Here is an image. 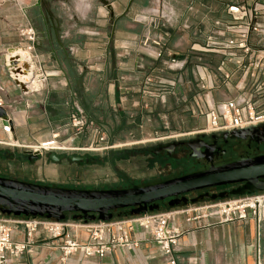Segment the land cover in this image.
Instances as JSON below:
<instances>
[{
    "label": "crops",
    "instance_id": "0c3cea01",
    "mask_svg": "<svg viewBox=\"0 0 264 264\" xmlns=\"http://www.w3.org/2000/svg\"><path fill=\"white\" fill-rule=\"evenodd\" d=\"M10 1L0 6V85L10 98L16 100L14 104L7 103L5 109L13 121L14 139L25 147L50 141V136L43 139L34 129L43 127L55 132L52 130L53 123L62 121V124H66L73 112L72 105L76 103L94 123L92 129L95 134L89 136L88 140L91 142L95 139L97 143L105 140L103 143L106 146L113 142L122 128L132 125L141 130L152 128L154 132L164 126L166 130L178 132L176 134H181L185 129L191 130L197 123H203L196 115L198 107L204 102V94L192 75L195 63L205 64L211 71L214 88L209 97L213 102L242 96L256 101V110L264 112V93L255 94L249 87L238 90L237 84L238 87H244L246 82L241 79V72L232 71L230 64L221 68L224 60L222 54L189 50L192 35L204 38L212 31L213 20H227L225 5L231 0H184L183 9L178 10L177 25L174 28L160 29L140 24L142 22L137 19L146 21L149 13L147 10L127 14L116 23L112 49L109 45L91 49L85 43H74L72 37L68 38L69 32L63 33L62 28H56L59 16L44 11L45 3L37 6V0H24L21 11L20 5ZM191 3L192 9L189 11ZM130 16H135V19ZM37 21L41 22L42 31L32 26L31 22ZM28 26L36 31L37 51L41 48V42H46L49 47L48 56L39 52L45 68L60 74L58 78L49 80L48 89L42 94H23V90L10 79L4 67L2 54L12 52L14 47L26 45L18 29ZM52 33L55 35L52 36ZM157 40L161 41V46L152 45V41ZM145 44L161 51L162 56H149ZM251 45L255 49L264 50V41L259 43L257 38L251 37ZM245 63L248 64L247 61ZM83 70L93 76H83ZM224 74L230 75L228 80L224 79ZM147 76H151L154 81L161 77L171 78L176 80V85L171 94L158 102L144 95V90L149 89L144 86ZM36 79L35 76L34 84L38 87ZM68 131L70 127L67 124L57 129L56 132L60 134L66 132L61 141L68 137ZM2 139L8 140V137L0 128ZM37 139L43 140L39 143ZM79 142L75 143L76 146L71 142L69 144L72 149L84 148L83 143ZM186 207L165 211H178ZM174 223L181 231L173 252L176 264H264V220L258 226V240L254 221L202 226L203 221L189 223L185 221L184 215H178ZM13 240L25 241L23 232L17 230ZM34 249L31 257L26 256L22 260L30 263L39 250L40 258L48 264H56L59 252L47 249L43 237L38 239ZM83 261V264H167L166 258L151 241L142 242L132 252L118 249L112 256ZM79 263V256L71 259V264Z\"/></svg>",
    "mask_w": 264,
    "mask_h": 264
},
{
    "label": "built area",
    "instance_id": "2783aa9c",
    "mask_svg": "<svg viewBox=\"0 0 264 264\" xmlns=\"http://www.w3.org/2000/svg\"><path fill=\"white\" fill-rule=\"evenodd\" d=\"M14 1L19 5L21 3V0ZM191 9L192 3L188 6V10ZM20 10L23 11V8ZM225 13L227 20H213L212 31L207 36L198 38L194 34L190 37L189 50L222 54L224 60L221 62V68L225 64H230L234 73L241 72V79L246 82V85L253 87L255 94L264 93V50L255 49L251 45V37L257 38L259 43L264 41V0H231L225 5ZM152 23L154 24L155 20ZM18 34L26 45L17 46L15 50L23 49L27 52L30 59L28 64L32 67L39 83L35 90H28L23 94H41L45 90L47 79L52 74L45 71L42 61L36 54L34 48L37 39L36 32L28 26L21 28ZM152 45L157 47L162 43L157 40L152 41ZM148 54L153 58L162 56L161 51L156 50H149ZM2 56L4 67L10 79L15 82L9 67L17 63V60H13L14 57L11 58L8 52L3 53ZM246 58L254 60H245ZM193 69L197 86L204 94V102L198 107L196 113L197 117L202 119L203 126L193 135H209L264 125V113L256 112V101L238 96L213 102L209 97L210 91L214 88L209 67L195 63ZM223 77L228 80L230 75L224 74ZM175 85L176 80L171 78L161 77L154 81L151 76H147L144 86L153 89L144 90V95L163 99L164 96L172 93ZM238 85L236 86L238 90L246 87V85L244 87H238ZM224 86L227 88L226 84ZM15 102L16 100L10 98L0 85V107L5 108L7 103L10 105ZM26 104L29 106L28 103ZM9 120L12 126L9 122L2 124V119H0V128L7 137L11 135L8 140L16 142L13 136V121L11 118ZM80 120L78 113L71 115L70 125L77 134H81L88 126H94L86 115H84L83 122ZM52 141L53 144H58L55 139ZM43 144L38 149L82 151V149H70L59 145L57 149H54L52 145L46 149ZM36 148L31 147V150L40 153ZM113 148L111 144L106 147V149ZM178 215H184L185 221L189 223L203 221L202 226L222 225L233 221H254L258 240V226L264 220V192L189 205L178 211L121 216L109 221L65 219L57 222L44 217H15L0 213V264H48L45 259L39 257V250L35 253L34 259L36 260L32 259L30 263L22 260L34 254L35 244L41 237L45 240L47 249L59 252L56 264H71L74 256H79V264H83V260L86 259L112 256L118 249L132 252L144 241L155 243L160 253L166 258L167 264H176L173 252L181 234L180 228L174 223ZM17 230L23 232L25 241L15 242L13 240V235ZM256 251L258 253V247Z\"/></svg>",
    "mask_w": 264,
    "mask_h": 264
},
{
    "label": "rangeland",
    "instance_id": "374dc122",
    "mask_svg": "<svg viewBox=\"0 0 264 264\" xmlns=\"http://www.w3.org/2000/svg\"><path fill=\"white\" fill-rule=\"evenodd\" d=\"M10 0H0V6H2L5 2ZM44 6L43 10L47 9L50 13H53V16L57 17L58 25L62 28L63 33L69 32L68 38L71 39L74 43H84L87 46H91L92 48H97L99 45L104 47L108 45L109 34H110V27L112 18L110 17V12L107 10L105 6H103L98 0H43ZM111 3L114 16H119L124 12V9L127 7V4L130 0H108ZM113 1V2H111ZM14 4L19 5L14 0H11ZM20 6L23 8L24 0L20 1ZM184 0H134L131 4L129 12L127 14L133 15V12L138 10H147L149 11L148 17L146 21L144 19L138 18L140 24L153 26L154 28H167L177 25L178 19V10L183 9ZM18 7V6H17ZM90 16V17H88ZM147 16V15H146ZM135 19V16H130ZM153 20L155 23L153 24ZM148 22V23H146ZM32 26L37 27L39 30L42 31V24L41 22L32 23ZM19 31V29H18ZM36 32V31H35ZM53 34V33H52ZM64 35V34H62ZM53 36V35H52ZM60 36V35H59ZM65 36V35H64ZM61 37V36H60ZM66 38V37H65ZM69 39V40H70ZM40 43V50L39 52L41 55H49L48 49L49 47L46 45V42ZM36 45V43H35ZM36 54L40 59V53L37 51L36 46L34 47ZM12 48L11 50H14ZM149 50H154L149 45L146 47V52L148 54ZM155 51V50H154ZM97 53V51H96ZM86 53H83L85 56ZM149 55V54H148ZM97 56V54H96ZM46 58V56H44ZM45 63V62H44ZM43 63V66L45 65ZM98 67V66H95ZM10 74L11 73V65L9 67ZM46 72L51 73L47 79V84L45 87L46 91L48 89V83L51 79H56L60 75L59 72L56 70L49 71L43 67ZM193 77L196 82V76L194 75V69L192 66ZM83 76H87L90 78L93 76L90 72L83 70ZM14 78V77H13ZM249 87L253 90V87L250 85H246V88ZM153 88H149L152 90ZM148 90V91H149ZM43 91V92H44ZM42 92V93H43ZM41 93V94H42ZM156 99L158 102L162 100L161 98H152ZM252 100V99H251ZM253 101V100H252ZM72 114L78 113L81 117L82 122L84 121L85 111L79 104L72 105ZM257 113H261L262 111L256 110ZM264 113V112H262ZM71 115L67 119V126L70 127V131H68V137L65 140L61 141V138L65 136L66 132L60 134L57 129H61V127L65 126L66 124H62L61 122H54L53 124V131L50 128H43L39 127L34 129L39 133V135L47 138L50 136V141L45 142L43 145L46 149L49 148L50 145L56 147H65L70 148V144L76 146L75 143L82 142L84 148L82 151L76 150H42L38 149L41 144H35L32 147H37L36 150L40 151L41 158L37 160L27 161L24 159H18L13 156H1V153L4 154H12V155H21L24 151H32L31 147H25L23 144L18 143V141L14 142L12 140H0V177L9 178L18 181H27V182H34L43 185H52V186H63V187H71V188H84V189H106V188H119L124 183L120 180V178L115 174L114 170L122 173L128 180L132 183L134 182H146L150 180H156L158 178L167 177L172 173H177L182 171V168H178L176 171H168L167 169H159L157 166H153L151 163L148 162L150 160L151 155H138V156H128L127 158L116 159L114 163V170L110 167L109 162L107 160V155L111 151H119L124 149H134L139 148L142 146H147L154 144L156 142H163L166 140H176L181 138H187L188 136H192L195 131L199 130L200 127L203 126V123H200L195 126V128L189 130L185 129L181 134H176L178 132H174L172 130H166L163 128H157L156 131L152 128H146L141 130L136 125H132L129 128L125 127L117 133L115 139L111 143L114 146L113 149H105L106 144L103 143L104 141L94 142L93 139L91 142L88 140L89 136L95 134L92 127H86L81 134H77L76 130L71 127ZM113 119V118H112ZM80 120V121H81ZM61 132V130H59ZM172 131V132H171ZM190 131V133H189ZM33 132V130H32ZM157 133V134H155ZM23 135V134H22ZM57 135V137H53ZM84 135L82 139H78V137ZM14 136V135H13ZM11 138V135L8 136ZM42 139V140H43ZM58 144H53L54 140ZM41 139H37L40 143L42 142ZM79 140V141H78ZM103 140V139H102ZM64 141H68L67 143ZM71 142V143H70ZM79 142V143H80ZM64 143V144H62ZM70 143V144H69ZM59 145V146H57ZM54 151L56 153L64 152L66 154L72 153H85L88 154L91 158H93V162L87 163H72L68 161H61V162H51L47 159L46 155L48 152ZM222 188H218L216 192L221 191ZM188 198H193L189 196ZM231 197H228L229 199ZM225 200V199H223ZM220 201V200H217ZM200 204V203H198ZM194 204V205H198ZM191 204H188L189 206ZM168 208L161 207L157 212H164ZM125 216V215H124ZM121 217V216H120ZM67 219H72L70 216Z\"/></svg>",
    "mask_w": 264,
    "mask_h": 264
},
{
    "label": "water",
    "instance_id": "95a60500",
    "mask_svg": "<svg viewBox=\"0 0 264 264\" xmlns=\"http://www.w3.org/2000/svg\"><path fill=\"white\" fill-rule=\"evenodd\" d=\"M98 1L107 8L112 18L108 40V47L112 49L116 23L127 15L134 0L129 1L124 12L119 16H114L108 0ZM41 4H44V1L37 0L36 5ZM15 83L23 90V93L28 92L29 89L25 84L16 80ZM0 119H2V124L9 122L12 126L7 111L3 107H0ZM255 134H258L257 142L264 143V125L209 135L195 134V137L210 140L230 137L234 140H242ZM174 143L176 142L167 145L159 144L157 150L165 149L166 146ZM246 150L248 151L246 155L207 162L184 174H172L156 180L134 182L119 188H71L0 177V213L15 217H44L57 222L69 216L73 220L109 221L124 215L138 216L157 212L161 207L171 209L188 204L194 205L228 197L262 193L264 192V149ZM126 151L128 150L111 151L109 159L123 155ZM154 152L157 151L154 150ZM23 155H25L23 159L26 160L41 158L38 152L24 151ZM190 156L194 157L191 154ZM46 157L51 162L67 159L73 163L86 161L88 154H58L51 151ZM19 158L22 159L21 156ZM227 186L233 188L212 193L208 191ZM191 193L198 194L188 200L186 195ZM165 201L167 202L163 204ZM124 210H126L124 214L116 213Z\"/></svg>",
    "mask_w": 264,
    "mask_h": 264
},
{
    "label": "flooded vegetation",
    "instance_id": "af4514ba",
    "mask_svg": "<svg viewBox=\"0 0 264 264\" xmlns=\"http://www.w3.org/2000/svg\"><path fill=\"white\" fill-rule=\"evenodd\" d=\"M45 11L48 10L45 9ZM257 135L258 134L248 136L247 138L242 140H234L231 139L230 137H226L224 139L210 140V139L197 138L195 137V135H192V136H188L187 138L166 140L163 142H156L154 144L142 146L139 148L126 149L128 151H126L123 155H120L118 157H113L111 160L109 159V154H108L107 160L109 162L110 167L114 170L113 162H115L116 159L127 158L128 156L151 155V158L150 160H148V162L151 163L153 166H157L161 170L167 169L168 171H176L178 168H182L183 169L182 171H179L177 173L175 172L172 174H184L195 170L197 167L207 162H211V161L215 162L220 159H227L237 155H246L248 153L246 149H251L253 151L263 150L264 143L257 142L258 141ZM172 142H176V143H174L171 146H166L165 149L157 150L159 144L167 145ZM154 150L157 152H154ZM62 153L64 152L58 154H62ZM77 154H85V153H77ZM190 154L193 155L194 157L190 156ZM1 156H7V157L13 156L18 159H20L19 156H21V158L23 159L25 155L23 154L10 155L7 153L6 154L1 153ZM37 159H31L27 161H32ZM61 161H68V160L63 159L60 160L59 162ZM93 161H94L93 158L88 156L86 161L73 162V163H81V162L87 163ZM114 172L124 183L120 187H125L128 186L130 183H132L122 173H119L115 170ZM232 188H233L232 186L223 187L221 191L230 190ZM217 189L218 188L211 189L208 191L212 193V192H216ZM197 194L198 193L187 194L186 198L189 200L191 199L188 198L189 196H192L194 198L197 196ZM167 201H165L163 204H165ZM125 212L126 210L117 211L116 213L124 214Z\"/></svg>",
    "mask_w": 264,
    "mask_h": 264
},
{
    "label": "bare ground",
    "instance_id": "6f19581e",
    "mask_svg": "<svg viewBox=\"0 0 264 264\" xmlns=\"http://www.w3.org/2000/svg\"><path fill=\"white\" fill-rule=\"evenodd\" d=\"M9 56L17 58V63L11 65V73L14 79L25 84L29 90H35L37 86L34 84V73L30 64H28L29 56L23 49H16L9 53ZM57 149L58 147H54Z\"/></svg>",
    "mask_w": 264,
    "mask_h": 264
}]
</instances>
